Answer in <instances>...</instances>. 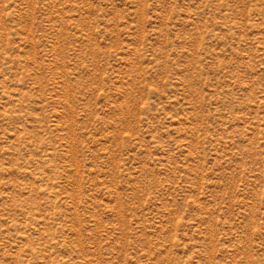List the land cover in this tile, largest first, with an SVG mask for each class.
Masks as SVG:
<instances>
[{
  "label": "rangeland",
  "instance_id": "1",
  "mask_svg": "<svg viewBox=\"0 0 264 264\" xmlns=\"http://www.w3.org/2000/svg\"><path fill=\"white\" fill-rule=\"evenodd\" d=\"M0 264H264V0H0Z\"/></svg>",
  "mask_w": 264,
  "mask_h": 264
}]
</instances>
